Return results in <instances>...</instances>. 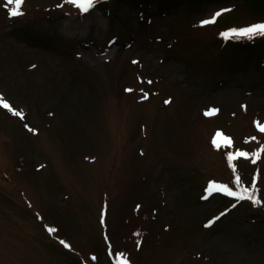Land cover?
Segmentation results:
<instances>
[{
	"label": "rangeland",
	"instance_id": "rangeland-1",
	"mask_svg": "<svg viewBox=\"0 0 264 264\" xmlns=\"http://www.w3.org/2000/svg\"><path fill=\"white\" fill-rule=\"evenodd\" d=\"M5 3L0 264H264V0Z\"/></svg>",
	"mask_w": 264,
	"mask_h": 264
},
{
	"label": "snow or ice",
	"instance_id": "snow-or-ice-1",
	"mask_svg": "<svg viewBox=\"0 0 264 264\" xmlns=\"http://www.w3.org/2000/svg\"><path fill=\"white\" fill-rule=\"evenodd\" d=\"M24 0H6L5 6H9V5H14V7H11L9 9V16L10 17H16V16H21L23 15V11H22V4H23ZM67 3H71L74 6L78 7L82 12H88L90 9H92L97 0H66ZM222 11H229L227 9L222 10ZM222 13L221 12H217L214 14L212 19L209 20H205L202 21V24H210V23H214L215 22V17L220 16ZM222 35L227 38V39H231V38H247V39H252L255 38L256 36H264V22H258L256 24L253 25H249V26H245L243 28H239V29H231L227 32L222 33ZM149 83H151V81H149ZM144 98H147V94H145ZM165 103H168V101H165ZM0 107H3L5 109H8L9 111L12 112V114L14 116H18L21 119L24 118V113L23 110H15L12 108L11 104L8 102L7 97L0 93ZM217 110L212 109L209 110L206 114L208 115H212L216 112ZM257 123V127L261 132H264V126H261L258 122ZM221 135V133L217 132L216 136L219 137ZM225 141L227 143H231L230 139L225 137ZM213 144H217V141L214 139L213 140ZM217 147H219V145L217 144ZM260 152H264V148H261L260 151L256 152L255 154H250V153H246V152H238L236 153V156H242L244 158H249L250 156H254V158L252 159L253 163H256V161L260 158ZM234 157L229 154L228 159L231 161ZM234 183L237 185H240L242 183L241 181V177L239 175H237L235 177ZM252 187H255V185H253ZM209 193L215 191V192H220L223 191L225 192L228 196L231 197H235L237 199V201L239 202L240 200H250L254 205H261L264 206V200H262L260 197L252 194L249 192V188H243V193L241 192H237L232 190L231 188H229L227 185H216V184H212L210 186V188L208 189ZM203 199H206L207 197H202ZM233 207H235V205H233ZM223 215V213L221 214ZM218 219V217L216 218ZM210 223H212L210 221ZM49 232H53L55 231V229L53 228H49L48 229ZM62 244H64L65 247H69V245L64 242L61 241ZM121 256H123V254H119ZM93 259H95V257H93ZM121 264H129L127 259H123Z\"/></svg>",
	"mask_w": 264,
	"mask_h": 264
},
{
	"label": "bare ground",
	"instance_id": "bare-ground-1",
	"mask_svg": "<svg viewBox=\"0 0 264 264\" xmlns=\"http://www.w3.org/2000/svg\"><path fill=\"white\" fill-rule=\"evenodd\" d=\"M77 28H79V25L71 24V25H68V26L66 27V31H67L68 33H72L74 30L76 31Z\"/></svg>",
	"mask_w": 264,
	"mask_h": 264
},
{
	"label": "trees",
	"instance_id": "trees-1",
	"mask_svg": "<svg viewBox=\"0 0 264 264\" xmlns=\"http://www.w3.org/2000/svg\"><path fill=\"white\" fill-rule=\"evenodd\" d=\"M237 42H239V41H236L235 43H237ZM257 44L259 43V42H256ZM256 43H253V44H249V45H246V44H242V43H239V44H241V46L242 47H244V48H246L247 49V46H251V47H253L254 46V44H256ZM259 44H264V42H260Z\"/></svg>",
	"mask_w": 264,
	"mask_h": 264
}]
</instances>
